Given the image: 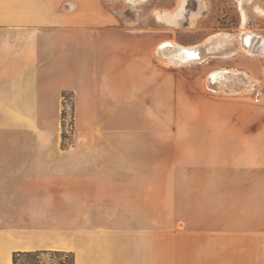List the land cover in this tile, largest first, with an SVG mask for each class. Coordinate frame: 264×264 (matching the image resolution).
I'll return each instance as SVG.
<instances>
[{"label":"crops","instance_id":"0c3cea01","mask_svg":"<svg viewBox=\"0 0 264 264\" xmlns=\"http://www.w3.org/2000/svg\"><path fill=\"white\" fill-rule=\"evenodd\" d=\"M109 2L0 0V264L59 250L74 264H157L170 226L167 255L264 264V108L156 60V33L127 28ZM234 189H249L243 204Z\"/></svg>","mask_w":264,"mask_h":264},{"label":"rangeland","instance_id":"374dc122","mask_svg":"<svg viewBox=\"0 0 264 264\" xmlns=\"http://www.w3.org/2000/svg\"><path fill=\"white\" fill-rule=\"evenodd\" d=\"M181 1L182 0H142L138 3H129L127 0H110L109 3L120 13L124 26L130 29H145L156 33L158 44L164 40H173L183 45H189L198 43L216 32H230L238 35L242 27L243 17L246 18L244 20L243 29L245 28V30L264 36V0H242L241 3H239L238 0H187V3L184 6V17L180 19V24L178 26L170 23L168 14L172 11L176 12ZM158 15H161L163 18L162 21L158 20ZM209 59L202 64H189V66L182 69L187 71V73H195L203 76L204 74L207 75V73L219 68H230L232 62H247L252 66L251 69L254 70V72H248L253 74L257 79V83L254 85V90L244 96H225V99L236 100L257 108H264V95L262 101L259 103H254L252 101V94L256 89H261L264 94V77L261 73L262 66H264L263 56L244 53L239 49L233 57L219 59H213V57H211ZM256 72L258 76H256ZM202 89L208 95L213 96L212 94L214 93L205 90L204 87H202ZM242 93L243 92H239L231 95H241ZM64 96V99L69 101V96L67 94ZM67 104L68 103L66 102V105ZM156 116L158 122H172L180 119V115L177 114L165 115L158 113ZM186 116L187 115H184V117ZM61 117L62 141L65 145L68 143L70 130L72 129V113L70 107H65ZM248 190L249 189H234L233 200L236 201L237 204H243L244 200H246ZM247 196L250 201V195ZM213 204L218 205L217 208L219 207L218 202H213ZM206 208L211 209L212 203H207L206 201ZM214 210L215 208L211 210L204 209V214L208 215ZM236 213L237 215H243V213H240L238 210ZM216 214L218 217H223L224 214L222 208L216 209ZM211 220L212 219H208V221ZM67 222V209H63L61 248H67V240L70 233ZM170 229L179 230L180 228L170 226L168 231L162 230L160 235L165 237L167 232L171 233ZM185 229L187 228L185 227ZM170 233L167 234L170 235ZM163 237L160 239L161 241H158L157 264H228V259H225V257H222L219 260L218 257H213V252L211 250L202 251L203 257L199 259L196 256L193 257L194 254H192V252H187L185 256H182L179 251L174 250L173 257L171 256V253L170 255H167V252L164 249L165 245H163ZM203 243V245H205L204 248H206L208 242L203 240ZM200 255L201 254H199V256ZM16 264L74 263L72 253L67 250H59L44 254H41L40 252H27L17 257Z\"/></svg>","mask_w":264,"mask_h":264},{"label":"bare ground","instance_id":"6f19581e","mask_svg":"<svg viewBox=\"0 0 264 264\" xmlns=\"http://www.w3.org/2000/svg\"><path fill=\"white\" fill-rule=\"evenodd\" d=\"M127 1L129 3H138L142 0H127ZM238 2L241 3L242 0H238ZM186 3H187V0H182L181 4L179 5L176 12L172 11L171 13L168 14V17L170 18L169 19L170 23L179 26L180 19H182L184 17L183 16L184 10H185L184 6ZM157 18H158V20H161V21L163 19L161 17V15H158ZM242 19H243L242 27H241V30L238 33V35L232 34L230 32H216V33H213L212 35L206 37L203 40V42H209V41L213 40L214 38L221 39V38L227 36L229 38H234L237 41L238 45H237V48L235 51L229 52V53H224L222 56L212 55L209 58H211V57H213V58L232 57V55L236 54L239 49L242 50L244 53H250L251 55H259V56L264 57V36H261L259 34H255L249 30H245V28L243 29L244 20L246 18L243 17ZM243 33H245L246 35L247 34H253V35H256L257 37H261L260 44L257 46L258 48L256 47V50H253L255 48V46H253V44L252 45L249 44L247 48L243 47V45H242L244 43ZM219 39L214 41L213 44L208 46L207 52L212 53L213 50H216L218 47H220L222 45V42H220ZM167 43L171 44L172 46L182 45V44H179L178 42H175L173 40H164V41L160 42L159 45H164ZM159 45L157 46V51H158ZM164 56H165V53H163L162 56H160L159 58L157 57V58L160 59L161 61H163L162 63H168V64L174 65V66H184V65H179V64L175 63L176 62L175 57L172 58V61H170V60L165 59ZM209 58H207V59H209ZM206 60L205 61H198L195 63L196 64H202V63L206 62ZM262 69H263L262 72L264 73V66ZM214 75H216V76L213 77ZM204 83H205V87L207 89L213 88L216 93L231 95V94H237L239 92H243L241 95H246V94L250 93L252 90H254V85H256L257 80L253 76H249L245 72L240 71L238 69H218V70H214V71H211L210 73H208Z\"/></svg>","mask_w":264,"mask_h":264},{"label":"water","instance_id":"95a60500","mask_svg":"<svg viewBox=\"0 0 264 264\" xmlns=\"http://www.w3.org/2000/svg\"><path fill=\"white\" fill-rule=\"evenodd\" d=\"M219 38H214L213 40L209 42H203L200 41L198 43H193L189 45H176L172 46L171 44L167 43L164 45L157 44L155 47V58L156 60L162 56L163 53H165V59L172 61V58L175 57L177 64L179 65H189L193 64L198 61H205L207 58H209L212 55L215 56H222L224 53L233 52L237 48V41L234 38L229 37H223L220 40L222 42V45L218 47L216 50H213L212 53L207 52V48L209 45L213 44L214 41L218 40ZM243 40L244 43L242 44L243 47L247 48L249 44H253L255 48L253 50H256V47L260 44L261 37H257L253 34H245L243 33ZM258 48V47H257ZM158 57V58H157ZM210 76V75H209ZM214 75L213 77H215ZM210 87V86H209ZM210 92L216 93L213 88H208Z\"/></svg>","mask_w":264,"mask_h":264},{"label":"built area","instance_id":"2783aa9c","mask_svg":"<svg viewBox=\"0 0 264 264\" xmlns=\"http://www.w3.org/2000/svg\"><path fill=\"white\" fill-rule=\"evenodd\" d=\"M263 92L261 91V89H256L253 94H252V101L254 103H259L260 101H262L263 99Z\"/></svg>","mask_w":264,"mask_h":264},{"label":"trees","instance_id":"16d2710c","mask_svg":"<svg viewBox=\"0 0 264 264\" xmlns=\"http://www.w3.org/2000/svg\"><path fill=\"white\" fill-rule=\"evenodd\" d=\"M20 253H14L13 254V262L14 264H16V261H17V257L19 256Z\"/></svg>","mask_w":264,"mask_h":264}]
</instances>
